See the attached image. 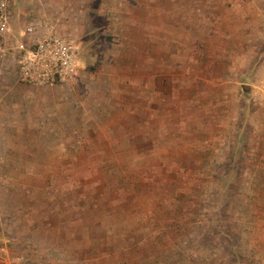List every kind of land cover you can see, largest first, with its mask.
I'll list each match as a JSON object with an SVG mask.
<instances>
[{
  "label": "rangeland",
  "instance_id": "374dc122",
  "mask_svg": "<svg viewBox=\"0 0 264 264\" xmlns=\"http://www.w3.org/2000/svg\"><path fill=\"white\" fill-rule=\"evenodd\" d=\"M57 2L16 6L77 46L73 82L0 62V242L20 264H264V0Z\"/></svg>",
  "mask_w": 264,
  "mask_h": 264
},
{
  "label": "built area",
  "instance_id": "2783aa9c",
  "mask_svg": "<svg viewBox=\"0 0 264 264\" xmlns=\"http://www.w3.org/2000/svg\"><path fill=\"white\" fill-rule=\"evenodd\" d=\"M10 4L0 0V62L10 61L21 82L46 86L71 83L79 70V51L58 31L50 16L32 18L23 27L22 38H8ZM9 245L0 242V264H20Z\"/></svg>",
  "mask_w": 264,
  "mask_h": 264
},
{
  "label": "crops",
  "instance_id": "0c3cea01",
  "mask_svg": "<svg viewBox=\"0 0 264 264\" xmlns=\"http://www.w3.org/2000/svg\"><path fill=\"white\" fill-rule=\"evenodd\" d=\"M7 0V3L10 4V16H9V36L8 38H12L15 41H18L22 38L23 27L26 25L32 18L37 16H43L38 14H32L30 16L24 15L21 9L16 6V3H58V0ZM15 3V6H14ZM69 3V2H66ZM48 16V15H45ZM28 17V19H27ZM54 19L55 24L57 25V20Z\"/></svg>",
  "mask_w": 264,
  "mask_h": 264
},
{
  "label": "water",
  "instance_id": "95a60500",
  "mask_svg": "<svg viewBox=\"0 0 264 264\" xmlns=\"http://www.w3.org/2000/svg\"><path fill=\"white\" fill-rule=\"evenodd\" d=\"M247 87H245V89H246Z\"/></svg>",
  "mask_w": 264,
  "mask_h": 264
}]
</instances>
